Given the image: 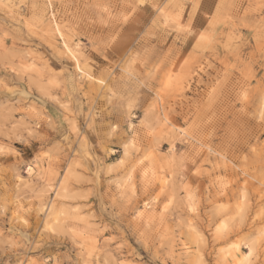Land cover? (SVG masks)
Here are the masks:
<instances>
[{"label":"rangeland","instance_id":"rangeland-1","mask_svg":"<svg viewBox=\"0 0 264 264\" xmlns=\"http://www.w3.org/2000/svg\"><path fill=\"white\" fill-rule=\"evenodd\" d=\"M0 264H264V0H0Z\"/></svg>","mask_w":264,"mask_h":264},{"label":"bare ground","instance_id":"bare-ground-1","mask_svg":"<svg viewBox=\"0 0 264 264\" xmlns=\"http://www.w3.org/2000/svg\"><path fill=\"white\" fill-rule=\"evenodd\" d=\"M32 171V169H29V173Z\"/></svg>","mask_w":264,"mask_h":264},{"label":"snow or ice","instance_id":"snow-or-ice-1","mask_svg":"<svg viewBox=\"0 0 264 264\" xmlns=\"http://www.w3.org/2000/svg\"><path fill=\"white\" fill-rule=\"evenodd\" d=\"M249 255H250V253H249Z\"/></svg>","mask_w":264,"mask_h":264}]
</instances>
